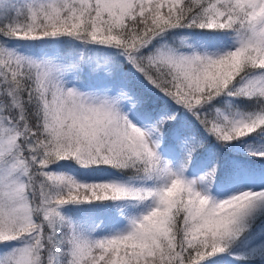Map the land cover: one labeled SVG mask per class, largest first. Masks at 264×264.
I'll use <instances>...</instances> for the list:
<instances>
[{"label": "snow or ice", "instance_id": "6c2138e0", "mask_svg": "<svg viewBox=\"0 0 264 264\" xmlns=\"http://www.w3.org/2000/svg\"><path fill=\"white\" fill-rule=\"evenodd\" d=\"M185 28L203 31L164 40ZM229 33L234 49L213 47ZM61 38L108 51L69 60L9 46ZM153 96L168 103L157 110ZM222 96L253 107L226 114L213 103ZM184 113L225 146L264 131V0H0V264H264V229L250 231L264 212V169L250 163L264 165V151L227 166L217 153L189 179L204 140L172 126ZM165 140L183 151L178 167L161 154ZM62 162L130 175L84 183ZM218 172L241 190L214 196ZM105 201L125 203L102 216L63 211ZM121 215L127 231L95 237Z\"/></svg>", "mask_w": 264, "mask_h": 264}, {"label": "trees", "instance_id": "16d2710c", "mask_svg": "<svg viewBox=\"0 0 264 264\" xmlns=\"http://www.w3.org/2000/svg\"><path fill=\"white\" fill-rule=\"evenodd\" d=\"M201 31L203 30L199 28L175 29L172 31L171 34L165 36L164 40L167 42H172L179 35L191 36L193 32L199 33ZM223 37L229 38L230 45H233V47H235L233 34L229 33L227 36H223ZM35 43L36 42H33L34 45ZM71 43L72 44H68V38H61V41L58 44H52V45L44 46L42 48L36 47L35 50H32V55L43 56L45 52H48L49 54L48 57H63L69 60L73 58L78 59L81 55V52H83L84 56H93L91 52L88 53V50L77 49L78 42H71ZM167 103L168 102L166 101V99H160L157 98L156 96L152 97V106L157 108V110L165 107ZM213 103L215 104L216 108H220L226 114H234V111L236 109L250 111L253 107L252 101H248L243 98H234L228 96H222L220 98H217V100L214 101ZM171 123L173 127L179 126V127H185L191 129L193 132L197 133V135L201 139L204 140V147L198 149L197 152L193 155L192 163L189 165V167H195L199 164H203V165H208V168L210 169L216 163L217 153L220 154L221 158L225 162V166H227L228 162L233 161L235 159L254 162V161H258L259 158L253 155V153H258L261 150L264 151V131L253 133L251 138L245 137L241 140L233 141L229 145L225 146L222 142L217 141L215 137L209 136L206 132H204L203 128L199 125V122L196 121L195 117L191 116V114L188 113L181 114L180 116H178L177 121H173ZM168 142L171 143L175 142L176 144H178L175 140H165L164 142H162L161 147L165 144H168ZM176 149L178 152L182 150L180 146H177ZM160 151L161 154L164 152L163 149H160ZM175 155L176 157H178L176 153ZM181 158L182 157H180V159ZM62 163L65 165L63 167L64 169L66 168L70 169L71 176L75 177L77 180L84 183L101 182L109 179L127 180L128 175H130V174L118 173L116 172V170L93 171L90 169H83L72 162H62ZM253 164H255L257 168L259 167L264 168V165H261L259 162L250 163V167H252L253 169H255ZM72 171L74 172V175H72L73 174ZM217 176L218 178L224 177L219 172L217 173ZM116 203H125V202L105 201V202H95L94 204H70L67 205L63 209V211L66 214L72 216L73 218H81V217L86 218L94 213L99 216H102L104 212L103 205L111 206ZM145 205L141 206L138 209L132 210L131 214L135 215L134 213H136L137 215H140L143 214L141 212L147 213L148 207ZM113 211H120V210L113 209ZM123 211L128 212L129 209L125 208L123 209ZM124 218L128 220V217L121 215L120 221ZM97 222L98 223L100 222L99 219ZM261 229H264V212L258 214V216L256 217V223L252 225L250 231L256 230L257 232H260ZM113 232H120V229L118 228V223L113 226L109 222L107 227L101 225V228H99L95 233V237L101 238L105 235L113 234ZM3 248L4 245H0V250ZM217 259L220 260V264H224L226 262L232 264V261L234 262V264H259L258 260L235 261L234 258L230 255H222Z\"/></svg>", "mask_w": 264, "mask_h": 264}, {"label": "rangeland", "instance_id": "374dc122", "mask_svg": "<svg viewBox=\"0 0 264 264\" xmlns=\"http://www.w3.org/2000/svg\"><path fill=\"white\" fill-rule=\"evenodd\" d=\"M226 43H228V40L226 41ZM226 43H222L219 45H213V47H219V46H224ZM68 44H72L71 42H68ZM9 46L16 48L18 51L28 54V55H32V50H35L36 47H34V44L32 41H10L9 42ZM71 46V45H69ZM77 49H85L88 50V53L91 52V54L93 55V57H98V58H103L107 51L106 49H104L101 46L98 45H89L87 48L83 47L79 42H78V47ZM234 49V48H233ZM48 52H45L43 54L47 55ZM81 54H83V52H81ZM87 69H85V76L87 75ZM177 146H179V144H176L175 142L171 143L168 142V144L163 145L160 149L164 150V153L162 154L164 156L165 159L169 160L174 167H178V163H179V159L180 157L183 156V151H177ZM174 153H176L178 155V157H175ZM208 165H203V164H199L196 167L191 168L188 173L186 174L185 172V176H187L189 179H199L201 176H203L205 174V172L208 170L207 169ZM60 171H63L65 173H67L68 175H71L70 169L66 168H62ZM110 180V179H109ZM199 188H205L206 185L205 184H199L198 185ZM222 189V190H220ZM241 190V186L238 184H229L227 187L225 186L224 183H222L221 181L217 180L214 183V187L211 188V192L214 196H217L218 198H228L233 194H236L238 191ZM145 206L149 208L152 206L151 202L147 203ZM143 214H146L144 212H141ZM135 215H137L136 213H134ZM256 223V219L254 221H252V225ZM118 228L120 229V231H127L129 228V223L127 219H122L119 223H118ZM116 232H113V234ZM2 250V249H1ZM225 264V263H224Z\"/></svg>", "mask_w": 264, "mask_h": 264}]
</instances>
